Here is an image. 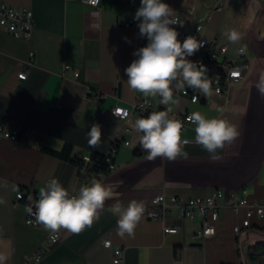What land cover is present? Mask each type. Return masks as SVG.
I'll return each mask as SVG.
<instances>
[{
  "label": "crops",
  "instance_id": "0c3cea01",
  "mask_svg": "<svg viewBox=\"0 0 264 264\" xmlns=\"http://www.w3.org/2000/svg\"><path fill=\"white\" fill-rule=\"evenodd\" d=\"M3 1L30 9L34 18L29 39L0 27V123L32 130L16 141L0 136V182H7L6 187L0 186V198L6 201L0 205V253L6 255V264H21L43 246L48 231L27 224L25 211L39 198L40 188L56 178L73 193L90 178L79 176L70 159L42 148L61 150L70 144V157L107 154L117 137L130 144L120 145L114 157L116 169L101 179L113 189V197L105 202L99 219L79 234L64 230L62 240L32 264H111L113 251L104 245L106 239L114 247L124 248V264H264V248L258 251L259 260L250 257L252 247L264 242V229L259 227H264V218H254L250 229L236 235L233 225L239 218L223 209L216 234L201 239L195 236L202 227L199 216L180 217L176 209L170 210L164 221L146 215L152 197L160 192L205 197L217 190L228 193L246 186L252 199H264V97L256 89L264 73V0H163L183 23L174 26L178 32L201 24L198 36L206 39L211 49L226 45L228 58L237 64L249 63L244 78L232 85L228 96L212 87L207 98L196 91L201 97L198 102L180 93H174L177 105H162L159 97H147L155 109L171 107L172 117L198 111L213 118L224 105V118L240 131L235 142L217 153L218 160H211L200 145L191 142L184 149L188 158L172 162L148 160L132 128L135 114L126 121L111 114L115 106L129 108L138 97L146 98L129 89L125 75L137 58L133 52L148 43L139 36V22L134 20L140 0L134 4L101 0L98 7L78 0ZM221 1L226 4L220 9ZM232 28L243 34L238 44L230 43L225 35ZM240 47L246 49L242 54L237 51ZM74 70L79 72L77 78ZM21 71L27 72L26 79L18 78ZM98 92L106 97L97 99ZM93 124H99L102 132L95 148L88 144ZM124 125L132 132L123 131ZM194 135L195 125L181 133L182 138ZM21 191L25 194L19 200ZM133 199L145 203V213L134 236L120 237L118 217L110 208L117 202L127 206ZM165 225L179 230L165 234Z\"/></svg>",
  "mask_w": 264,
  "mask_h": 264
},
{
  "label": "clouds",
  "instance_id": "9594fccd",
  "mask_svg": "<svg viewBox=\"0 0 264 264\" xmlns=\"http://www.w3.org/2000/svg\"><path fill=\"white\" fill-rule=\"evenodd\" d=\"M134 20L139 22V36L146 38L148 43L133 52L137 58L125 69L129 89L146 98L159 97L162 105H177L178 99L174 98V93L186 94V88L206 98L212 95V81L207 67L189 59L203 47V42L192 35L182 42L178 39L179 32L172 25L182 26L183 23L176 18L169 4L163 0H140ZM225 35L233 44L243 39V34L235 28L227 30ZM237 51L244 53L246 49L240 47ZM256 89L264 97V73L260 75ZM171 113V107L152 111L132 123L139 137V146L150 161L161 158L172 162L188 158L184 150L188 141L181 137L183 124L170 116ZM187 119L195 125L196 143L209 154L211 160L220 159L217 153L240 136L238 127L222 114L208 118L196 111ZM88 137L90 147L95 148L100 144L102 132L99 124L91 126ZM0 186L6 187L7 182H0ZM112 197L113 189L101 179H93L90 184L80 186L76 194H71L58 179L53 178L40 188L39 198L34 205L26 206L25 211L46 231L57 233L66 230L79 234L99 219L105 202ZM4 203L6 201L0 198V205ZM145 210V203L135 199L129 201L127 206L120 202L113 204L110 211L118 217L117 234L120 237L134 236ZM6 260V255L0 253V264H6Z\"/></svg>",
  "mask_w": 264,
  "mask_h": 264
},
{
  "label": "built area",
  "instance_id": "2783aa9c",
  "mask_svg": "<svg viewBox=\"0 0 264 264\" xmlns=\"http://www.w3.org/2000/svg\"><path fill=\"white\" fill-rule=\"evenodd\" d=\"M90 7H98L101 0H78ZM130 4H134L135 0H129ZM226 1H221L219 3V8H223ZM179 21L180 18L176 17ZM177 25H172L178 26ZM0 27L4 28L6 31L11 33L16 37H23L29 39L31 37L34 28V18L33 13L28 8H16L9 3L0 0ZM203 26L201 24H195L193 29L190 31H180L179 39L184 40L187 36H195L198 40L203 42V47L192 56L194 61H199L205 63L207 57H217L219 61H222L221 73L214 75L211 78L212 87L216 93L224 94L228 96L231 87L234 83L241 81L246 71L249 69V63L237 64L234 60L227 57V46L222 45L218 50L211 49L209 43L206 39L199 37L198 34L202 30ZM242 54V53H241ZM31 58H33L34 53H30ZM32 65L31 62H29ZM70 67L65 66V70ZM19 79H26L27 72L21 71L18 73ZM79 76V72L74 70V78ZM91 93L90 89H87L86 95ZM182 95L190 97L192 102H198L200 100V95L194 91L190 92L186 89V94L184 92H175ZM105 94L98 92L96 94L97 99H104ZM222 110V113H221ZM152 111H163V109L154 108V103L149 98L138 97L131 107L115 106L111 109V114L119 119L120 121H126L135 114L137 118L146 117ZM225 106H219V114L224 117ZM191 115V112H185L176 114L174 118L180 120L183 124L181 133H183L187 128L192 127V124L187 118ZM123 131L130 133L132 128L128 125L123 126ZM22 132V134H20ZM32 130L30 128H25L21 131V128L11 125L9 122L0 123V136L5 139L18 140L21 136L30 134ZM187 140L188 143L196 142L195 135L193 138H182ZM123 144L128 146L130 144L129 140L121 141L120 138H116L113 142L111 150L107 153V161L109 162L110 173L116 169V163L114 157L120 147ZM86 161H90V156H84ZM106 173H96L92 177L85 179L79 185L90 184L93 179H103L107 176ZM78 187V189H79ZM78 189L72 194H76ZM24 191L17 194V199H22L24 196ZM176 209L178 216L184 218H194L196 216L201 217L202 227L195 234L196 237L201 239L211 238L216 234V223L221 217V211L223 209H230L239 220L233 225V232L238 235L245 229H250L252 227V220L254 218L263 219L264 218V199L254 200L251 198V193L248 187H242L240 190L231 191L226 193L223 191V197H189L184 198L178 195H167L165 192H160L156 194L151 199L150 208L146 211V215L149 219L155 221H164L167 213ZM33 211L35 208L33 207ZM26 223L31 226H38L34 217L27 213ZM179 230L176 226H163V231L165 234L177 233ZM64 235V230L57 233L47 232L46 239L43 246L39 247L33 254L26 256L25 260L21 264H32L33 262H38L47 251V249L58 244ZM104 245L106 247L112 248L113 258L111 264H124V248L114 247L111 240H104Z\"/></svg>",
  "mask_w": 264,
  "mask_h": 264
},
{
  "label": "trees",
  "instance_id": "16d2710c",
  "mask_svg": "<svg viewBox=\"0 0 264 264\" xmlns=\"http://www.w3.org/2000/svg\"><path fill=\"white\" fill-rule=\"evenodd\" d=\"M192 61H194L193 58ZM204 65L208 69V76L210 80L214 75L221 73L220 68L222 67L217 61H214L211 57H207ZM187 90H189L190 92H194V90L192 89ZM24 129L25 128H22L21 131H23ZM20 134H22V132ZM42 150L43 152L52 154L57 157L70 159V161L77 166L79 176L83 178L91 177L93 174L100 172L110 174L109 162L107 161V154L93 153L92 155H90V161H86L84 159V156L82 155H75L73 157H70L72 151V145L70 144H65L61 150H54L48 147H43ZM136 153L139 154L140 150L137 149ZM259 227L264 229V227ZM263 248L264 242L254 245L250 251V257L254 260H259L260 254L258 253V251ZM262 253L264 254V252Z\"/></svg>",
  "mask_w": 264,
  "mask_h": 264
},
{
  "label": "bare ground",
  "instance_id": "6f19581e",
  "mask_svg": "<svg viewBox=\"0 0 264 264\" xmlns=\"http://www.w3.org/2000/svg\"><path fill=\"white\" fill-rule=\"evenodd\" d=\"M211 58L214 61H217L219 63V65L222 67V61H219L217 57H211ZM208 197H223V191L222 190H217L214 193L208 195Z\"/></svg>",
  "mask_w": 264,
  "mask_h": 264
}]
</instances>
